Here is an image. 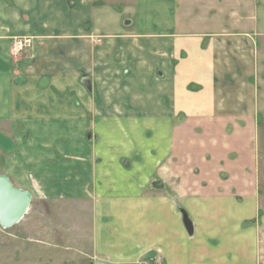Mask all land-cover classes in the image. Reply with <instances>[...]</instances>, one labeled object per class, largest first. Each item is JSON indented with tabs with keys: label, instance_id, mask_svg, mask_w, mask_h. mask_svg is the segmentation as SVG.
<instances>
[{
	"label": "crops",
	"instance_id": "obj_1",
	"mask_svg": "<svg viewBox=\"0 0 264 264\" xmlns=\"http://www.w3.org/2000/svg\"><path fill=\"white\" fill-rule=\"evenodd\" d=\"M225 12L0 0V175L72 206L89 264H264L258 27L209 31ZM17 36L36 38L20 57Z\"/></svg>",
	"mask_w": 264,
	"mask_h": 264
},
{
	"label": "rangeland",
	"instance_id": "obj_2",
	"mask_svg": "<svg viewBox=\"0 0 264 264\" xmlns=\"http://www.w3.org/2000/svg\"><path fill=\"white\" fill-rule=\"evenodd\" d=\"M237 1H242L241 9L234 8L231 5L232 0H222L226 7L224 20L219 21L218 25H215L216 21L209 22L213 23V28L209 31L238 30L242 20L244 27L240 31H244L245 27L255 25L258 27V53L262 63L256 80L259 84L261 115L255 147L259 203L262 212L259 226L262 233L260 235L264 238V0ZM32 38L34 45L36 38ZM31 49L23 52L19 57ZM5 159L1 157L0 162ZM74 211L72 206L69 208L59 204L51 206L41 198L35 197L29 213L20 224L8 230L0 227V264H89L90 261L81 253L80 244H76Z\"/></svg>",
	"mask_w": 264,
	"mask_h": 264
},
{
	"label": "water",
	"instance_id": "obj_3",
	"mask_svg": "<svg viewBox=\"0 0 264 264\" xmlns=\"http://www.w3.org/2000/svg\"><path fill=\"white\" fill-rule=\"evenodd\" d=\"M92 136H88L91 140ZM154 189L162 187L158 182L152 184ZM160 185V186H159ZM32 194L13 185L11 180L0 175V227L4 230L11 229L20 224L32 206ZM184 227L189 236H193L194 227L185 211H181Z\"/></svg>",
	"mask_w": 264,
	"mask_h": 264
},
{
	"label": "built area",
	"instance_id": "obj_4",
	"mask_svg": "<svg viewBox=\"0 0 264 264\" xmlns=\"http://www.w3.org/2000/svg\"><path fill=\"white\" fill-rule=\"evenodd\" d=\"M12 45H11V54L14 57H18L23 52L29 50L33 47V41L34 38L32 37H26V36H17L13 37L12 39ZM137 264H148L146 262H138ZM155 264H161L159 261H156Z\"/></svg>",
	"mask_w": 264,
	"mask_h": 264
}]
</instances>
